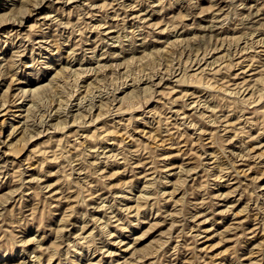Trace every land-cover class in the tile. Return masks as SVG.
I'll use <instances>...</instances> for the list:
<instances>
[{
  "label": "rangeland",
  "instance_id": "rangeland-1",
  "mask_svg": "<svg viewBox=\"0 0 264 264\" xmlns=\"http://www.w3.org/2000/svg\"><path fill=\"white\" fill-rule=\"evenodd\" d=\"M0 264H264V0H0Z\"/></svg>",
  "mask_w": 264,
  "mask_h": 264
},
{
  "label": "bare ground",
  "instance_id": "bare-ground-1",
  "mask_svg": "<svg viewBox=\"0 0 264 264\" xmlns=\"http://www.w3.org/2000/svg\"><path fill=\"white\" fill-rule=\"evenodd\" d=\"M94 106V105H93ZM69 123V122H68Z\"/></svg>",
  "mask_w": 264,
  "mask_h": 264
}]
</instances>
